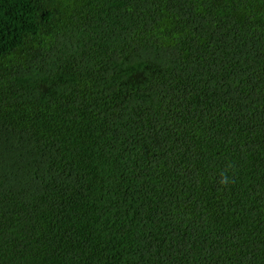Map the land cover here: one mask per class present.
I'll use <instances>...</instances> for the list:
<instances>
[{
	"label": "trees",
	"instance_id": "1",
	"mask_svg": "<svg viewBox=\"0 0 264 264\" xmlns=\"http://www.w3.org/2000/svg\"><path fill=\"white\" fill-rule=\"evenodd\" d=\"M0 264H264V0H0Z\"/></svg>",
	"mask_w": 264,
	"mask_h": 264
}]
</instances>
